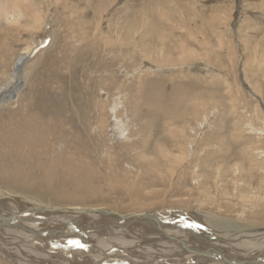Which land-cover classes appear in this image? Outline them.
Wrapping results in <instances>:
<instances>
[{
  "label": "rangeland",
  "instance_id": "obj_1",
  "mask_svg": "<svg viewBox=\"0 0 264 264\" xmlns=\"http://www.w3.org/2000/svg\"><path fill=\"white\" fill-rule=\"evenodd\" d=\"M24 5L10 19L0 13V87L35 47L20 69L16 99L0 107V167L12 171L13 157L23 153L34 174L46 177L43 167L57 158L74 176L39 182L57 205L103 201L121 214L210 210L264 229V0ZM91 253L69 255L75 264H95Z\"/></svg>",
  "mask_w": 264,
  "mask_h": 264
},
{
  "label": "bare ground",
  "instance_id": "obj_2",
  "mask_svg": "<svg viewBox=\"0 0 264 264\" xmlns=\"http://www.w3.org/2000/svg\"><path fill=\"white\" fill-rule=\"evenodd\" d=\"M24 3H30V0H0V13L6 17L5 19H10L11 17L8 16L9 11L12 14L19 12V8L25 6ZM7 6L10 8L8 9ZM33 13L34 15H37L36 19L39 20L41 17L39 14H41V12L35 10ZM52 40L53 36L51 42ZM50 43L45 46V49L48 48ZM34 50L35 47L31 48L30 45L24 50L25 52L21 54V57H18L19 59L16 62V66L13 73L9 76L8 81L0 87V107L6 106L8 105V102L16 99L17 90L15 88L20 81V69L26 63L25 60L28 59L27 57H29L30 53L35 52ZM44 51L45 50H42V52ZM13 90L15 92H13ZM87 123L90 124L91 120H87ZM81 126L83 125L81 124ZM90 137L92 138V136ZM24 140L27 141V139ZM64 140L66 139L64 138ZM26 141L23 142L26 143ZM56 145L57 144H55V146ZM17 151L19 152V150ZM64 151L66 152L65 149ZM18 152L16 154H18ZM34 152L31 153L35 154ZM42 152H44V150H42ZM65 152L63 153V157L66 154L68 155V151L66 154ZM67 155L66 157L68 158ZM10 156L11 155H8L7 157ZM21 156L16 157L15 159L13 157L14 163H12V166H14V169L12 167V171L8 170L7 163L0 167V258L1 260L3 259L4 261H7L3 262L0 260V264H48V262L44 260L46 259V256L56 257L62 264H75L70 258L73 255L69 254L76 253L77 255H82L84 251L87 253H91L90 251H92L91 254H93V259H91L90 262L95 264H264V229L258 228L260 227V224L248 226L250 224L240 222L238 218V223L233 220L235 218L232 219V217H230L232 220H229V218H227V213L226 218H221L216 216L218 213L210 210L209 212L197 211L195 209L192 211L185 210L186 208L182 209L181 207L178 209H163L161 207L159 208V211L155 212L152 211V208V210L145 211L144 213H138L132 211V209L129 213L121 214L122 212L119 213V210L114 206H109L107 203H103V201L98 202L97 205H86L82 203L83 201L81 202L82 204L57 205L54 202L55 200L53 201L51 198L52 194H48L49 196H47L46 194L48 191L46 193L43 188V184L48 182L47 177H57L62 172L61 168H59L60 165L58 166L57 158L49 161L47 160L48 162L46 166L42 169V171H44L43 174L46 175V177H38L33 172L35 168H32V163L30 166V164L21 158ZM7 157L4 156L3 161H9L10 163L13 162L12 159V161H10ZM65 161L67 160L65 159ZM69 161L71 162L72 159ZM75 161L77 164V160ZM43 163H46V161ZM62 163L65 162L62 161L59 164ZM0 164H2V162ZM36 164L39 163L36 162ZM67 164H63V166L61 165L62 168ZM78 166L75 168H72L71 166V169L74 170ZM36 167L38 168V166ZM40 168H42V166ZM78 170H80V168ZM39 171L41 170H38L37 173ZM83 171L84 170H82V172ZM65 173L73 175L70 171L67 172V170L62 172V174ZM59 177L57 179H59ZM68 179L70 180V178ZM39 182L44 183L42 184ZM76 184L71 185L75 186ZM61 186L62 185L59 187ZM80 187L81 186H79V188ZM76 189L79 191L78 186ZM70 191L72 192V190ZM42 197H47L48 200L45 201ZM66 201L64 203H66ZM171 207L173 208L174 206ZM17 212L19 213L16 215ZM49 214H51L53 219H48V225H45L47 227L53 226L50 224L52 220H58L61 224H63L62 221L65 222V220H69L72 223H75L78 227L73 228L66 225V227L60 226L56 228H46L41 226L42 224L37 222V218L46 219L45 217L49 216ZM81 217H84L87 220H84L85 222L81 221ZM91 219H96L95 221L98 222V225L91 227V225L85 224L90 223L88 220ZM210 220L214 222L213 225L215 224V227L208 224L203 226L200 225L205 221L210 222ZM208 228L209 232L208 230L206 231ZM134 237L144 240L146 242V244H144L145 246L141 247L137 244L134 241ZM156 237L162 239L155 240ZM189 237H191L190 240ZM114 239L117 241L118 239H124L126 243L119 245L110 244V240L113 241ZM51 241L64 243V246L58 247L56 244H52ZM130 241L133 243H129ZM45 242L51 245L54 251L52 250V247H46L43 244ZM38 245L43 248L41 249L43 253L37 251ZM170 245L175 248H168ZM32 246H35L36 251ZM145 248V251H140V249ZM33 249L34 253H32ZM71 249H73V251H70ZM179 256H184V259L177 263L171 262L170 259L174 257L178 258ZM160 259L163 261L161 260L162 262H159Z\"/></svg>",
  "mask_w": 264,
  "mask_h": 264
},
{
  "label": "water",
  "instance_id": "obj_3",
  "mask_svg": "<svg viewBox=\"0 0 264 264\" xmlns=\"http://www.w3.org/2000/svg\"><path fill=\"white\" fill-rule=\"evenodd\" d=\"M27 58H29V57H27ZM13 92H15V91L13 90ZM13 95H14V94H13ZM18 213H19V212H17L16 215H17ZM49 220H51V219H49ZM49 220H48V219L39 218V217L37 218V222L40 223V224H42L41 226L46 227V228H50V227H51V228H56V227H60V226H65V227H66V225H67V226H70V227H73V228H77V227H78L75 223H72V222L69 221V220H65V222L62 221L63 224L59 223L58 220H52L50 224H52L53 226H49V227H47V226H45V225H48L47 223L49 222ZM56 224H57V225H56ZM44 235H47V234H44ZM51 243H52V244H58L56 241H51ZM52 250H53V247H52ZM53 251H54V250H53Z\"/></svg>",
  "mask_w": 264,
  "mask_h": 264
}]
</instances>
